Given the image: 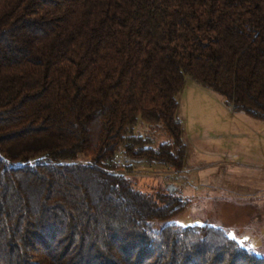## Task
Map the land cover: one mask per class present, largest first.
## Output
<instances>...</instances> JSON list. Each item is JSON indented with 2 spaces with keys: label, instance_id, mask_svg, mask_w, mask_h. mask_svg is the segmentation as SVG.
<instances>
[{
  "label": "trees",
  "instance_id": "1",
  "mask_svg": "<svg viewBox=\"0 0 264 264\" xmlns=\"http://www.w3.org/2000/svg\"><path fill=\"white\" fill-rule=\"evenodd\" d=\"M187 79L264 122V0H0V264H264L117 171L183 170Z\"/></svg>",
  "mask_w": 264,
  "mask_h": 264
},
{
  "label": "rangeland",
  "instance_id": "2",
  "mask_svg": "<svg viewBox=\"0 0 264 264\" xmlns=\"http://www.w3.org/2000/svg\"><path fill=\"white\" fill-rule=\"evenodd\" d=\"M179 102V119L187 145V159L182 171L207 170L211 163H219L221 167L214 170L221 172L227 167L235 170L247 164L264 165V127H260L264 122L234 112L222 96L192 79H187ZM137 133L154 138L156 146L168 139L165 133L155 134L145 124L138 127ZM116 164L117 171L125 174L135 189L157 196L175 187L173 197L188 203L179 215L153 222V231L160 232L168 225L183 228L209 225L224 230L227 218L223 204L218 202L224 189L216 185L214 177L208 185L199 181L196 170L191 171L193 174L182 175V171L166 166L124 158H118ZM238 218L229 216L231 220Z\"/></svg>",
  "mask_w": 264,
  "mask_h": 264
},
{
  "label": "crops",
  "instance_id": "3",
  "mask_svg": "<svg viewBox=\"0 0 264 264\" xmlns=\"http://www.w3.org/2000/svg\"><path fill=\"white\" fill-rule=\"evenodd\" d=\"M209 166L207 170L186 169L181 173L188 175L196 170L199 181L208 185L212 184L214 177L216 185L224 189L222 197L218 198L227 218V223L223 225L224 231L257 256L264 258V165L247 164L235 170L227 167L222 172L214 170L221 167L219 163H211ZM229 216H239V220H231Z\"/></svg>",
  "mask_w": 264,
  "mask_h": 264
},
{
  "label": "water",
  "instance_id": "4",
  "mask_svg": "<svg viewBox=\"0 0 264 264\" xmlns=\"http://www.w3.org/2000/svg\"><path fill=\"white\" fill-rule=\"evenodd\" d=\"M174 191H176V188L175 187H170L169 188V193H173Z\"/></svg>",
  "mask_w": 264,
  "mask_h": 264
}]
</instances>
